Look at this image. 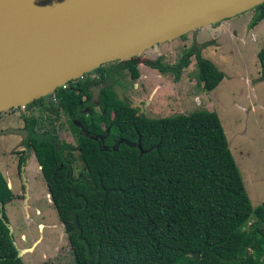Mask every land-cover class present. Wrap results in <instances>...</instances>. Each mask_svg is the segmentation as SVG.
I'll list each match as a JSON object with an SVG mask.
<instances>
[{
  "label": "trees",
  "instance_id": "obj_1",
  "mask_svg": "<svg viewBox=\"0 0 264 264\" xmlns=\"http://www.w3.org/2000/svg\"><path fill=\"white\" fill-rule=\"evenodd\" d=\"M253 10L250 28L264 19V2ZM206 44H192L177 66H166L161 58L144 63L178 75L195 55L198 81L210 91L224 73L197 50ZM257 58L264 79V46ZM116 62L50 98L54 120L60 107L83 122L81 128L70 123L78 132L76 156L53 127L39 131L37 118L22 114L24 143L40 167L75 263L264 264V201L252 206L215 111L149 118L104 86L101 110L87 117L80 113L97 74L104 79L127 67L138 77L136 57ZM27 105L46 108L44 97ZM75 159L83 169L71 176ZM12 197L0 171V264H25L4 211Z\"/></svg>",
  "mask_w": 264,
  "mask_h": 264
},
{
  "label": "rangeland",
  "instance_id": "obj_2",
  "mask_svg": "<svg viewBox=\"0 0 264 264\" xmlns=\"http://www.w3.org/2000/svg\"><path fill=\"white\" fill-rule=\"evenodd\" d=\"M254 14L255 11L250 9L157 44L138 55V59L161 58L166 66H177L185 53L192 49V44L207 43L197 50L224 73L223 79L210 91L198 81L195 55L188 58L178 75L171 71L160 72L137 59V78L131 76L127 67L117 69L111 76V82L119 88L124 99L142 107L149 118L187 114L200 109L215 111L253 207L264 201V79L259 78L257 58L264 46V19L250 28L248 24ZM116 64L115 61L109 62L104 67ZM91 75L94 71L89 78H93ZM105 84L98 83L90 88L93 97L86 105H92L96 112L101 110L96 104L102 99L99 90ZM54 114L49 115L35 107L31 109L32 116L38 121L43 120L38 122L36 129L43 131L53 127L60 141L73 145V155L76 156L75 136L78 132L73 131L72 121L66 113L59 110L55 121ZM24 125L18 108L0 113L1 173L7 179L13 178L14 184L15 177L18 183L16 165L22 154L29 159L25 162L24 173L36 184L30 185L23 203V193L15 184L12 192L17 196L4 204L14 241L18 249H24L39 238L34 250L22 255L25 264H76L34 153L23 146ZM72 164V175L77 176L83 169L82 163L75 159ZM35 207L41 210V215L35 213ZM38 221L44 225L41 231L36 227ZM22 233L27 237L21 238Z\"/></svg>",
  "mask_w": 264,
  "mask_h": 264
},
{
  "label": "water",
  "instance_id": "obj_3",
  "mask_svg": "<svg viewBox=\"0 0 264 264\" xmlns=\"http://www.w3.org/2000/svg\"><path fill=\"white\" fill-rule=\"evenodd\" d=\"M262 2L0 0V113ZM18 250L21 256L26 249Z\"/></svg>",
  "mask_w": 264,
  "mask_h": 264
},
{
  "label": "flooded vegetation",
  "instance_id": "obj_4",
  "mask_svg": "<svg viewBox=\"0 0 264 264\" xmlns=\"http://www.w3.org/2000/svg\"><path fill=\"white\" fill-rule=\"evenodd\" d=\"M114 62V61H113ZM116 62V61H115ZM104 65V64H103ZM86 76L87 75H84L83 77H80L79 79H83V80H85L86 79ZM92 76V75H91ZM93 77V76H92ZM78 80V79H77ZM96 80H99L98 82H92V84H89L88 85V87H89V91L91 92V87L93 86V85H95V84H98V83H106L109 87H111V88H113L115 91H116V93H117V95L120 97V98H124L123 96H122V93H121V91L119 90V88H117L112 82H111V75H109V76H107L106 78H104V79H102L101 78V75H96ZM69 83H71V82H69ZM68 83V84H69ZM103 85V87L104 86H107V85ZM68 88H69V86L67 85V87H66V89H64V90H68ZM102 88V87H101ZM100 88V89H101ZM99 92H100V90H99ZM52 95L51 94H49V95H47V96H45L44 97V101H45V104H46V108H43L41 111H44V113H47V114H52V111H51V109H48L50 106H51V104L52 103H50V98L52 99ZM92 97H93V94H92V92H91V98H90V100L92 99ZM55 100V98H53V100L52 101H54ZM130 103V102H129ZM79 104H81V102L79 103ZM131 104V106L132 107H134L137 111H136V114H142V115H144L145 116V113H144V110L142 109V107H140V106H138V105H135V104H133L132 102L130 103ZM96 106H99L100 107V109H101V105H100V101L96 104ZM32 108H34V106H30V105H26V107L24 108V109H19V111H20V114L22 115V114H26V115H31V109ZM36 108V107H35ZM57 110L59 111V110H62L63 111V109H61L60 107L59 108H57ZM87 110V112H85V114L83 113V111H86ZM80 111V113H82V114H84L86 117L87 116H89V115H91L94 111L96 112V110H94V107H92V105H83V107L79 110ZM64 112V111H63ZM65 113V112H64ZM66 116H67V118L70 120V121H72V123H79L80 125H79V127L81 128L82 127V124L81 123H83L82 121H80L79 119H77V118H75V117H71V116H69L68 114H65ZM23 116V115H22ZM43 121V120H42ZM42 121H39V122H42ZM52 121V120H51ZM55 121V120H54ZM48 123H51L50 121H48ZM25 128V127H24ZM24 138H25V136L23 137V146H24V148L25 149H27L26 148V145H25V143H24ZM72 145V144H71ZM77 147V146H76ZM74 149V147L72 148V150ZM78 149V148H77ZM21 156H24V155H22L21 154ZM27 161H29V159H28V157L27 156H25L24 157V160L23 161H20V157L18 158V160H17V165H16V167H17V174H18V176H19V182L17 183L16 182V179H15V177H14V181H15V184L17 185V187H18V189L20 190V191H22V193H23V201H22V203L25 201V197H26V194H28L29 192H28V190H29V188H31V186L32 185H36L34 182H32V180H29L28 179V177H27V175L24 173V166H25V162H27ZM73 164H71V166H72ZM72 170H73V168L71 169V171L69 172L70 173V175L72 176ZM17 176V177H18ZM78 176V175H77ZM6 178V180H7V183H9V187L11 188V190L13 189V187L15 186V184L13 183V178H11V179H7V177H5ZM10 181H11V183H10ZM30 181V182H29ZM46 184V183H45ZM31 185V186H30ZM30 186V187H29ZM17 196V194L16 193H14L13 192V197H12V199L14 198V197H16ZM48 196V195H47ZM11 199V200H12ZM10 200V201H11ZM50 202H52V200H50ZM34 210H35V213L36 214H38V215H41L42 213H41V210L38 208V207H35L34 208ZM8 218V217H7ZM60 224H61V226H62V228L65 230V228H64V226H63V224L60 222ZM36 227H37V229H39L40 231L41 230H43V228H44V225H42L41 226V223L38 221L37 223H36ZM61 233H62V231L60 230V233H59V236L61 235ZM64 234H66L67 235V232H66V230H65V233ZM27 237V235L25 234V238ZM24 238V237H23ZM56 247V246H55Z\"/></svg>",
  "mask_w": 264,
  "mask_h": 264
},
{
  "label": "crops",
  "instance_id": "obj_5",
  "mask_svg": "<svg viewBox=\"0 0 264 264\" xmlns=\"http://www.w3.org/2000/svg\"><path fill=\"white\" fill-rule=\"evenodd\" d=\"M23 237L25 238V234H24V233H22L21 238H23ZM38 240H39V238H37L35 241H33V243H32L28 248H24V249H26V250L24 251V253L32 252V250H34L35 243H36ZM15 243H16V242H15ZM24 253H22V255H23ZM43 254H45V253H43ZM22 255H21L20 257H22Z\"/></svg>",
  "mask_w": 264,
  "mask_h": 264
},
{
  "label": "built area",
  "instance_id": "obj_6",
  "mask_svg": "<svg viewBox=\"0 0 264 264\" xmlns=\"http://www.w3.org/2000/svg\"><path fill=\"white\" fill-rule=\"evenodd\" d=\"M67 85H68V83H65V84H62L60 87L56 88V89L51 93V95L53 96V98L55 97V94H56L57 89H63V90H64V89H66Z\"/></svg>",
  "mask_w": 264,
  "mask_h": 264
},
{
  "label": "clouds",
  "instance_id": "obj_7",
  "mask_svg": "<svg viewBox=\"0 0 264 264\" xmlns=\"http://www.w3.org/2000/svg\"><path fill=\"white\" fill-rule=\"evenodd\" d=\"M10 226V225H9Z\"/></svg>",
  "mask_w": 264,
  "mask_h": 264
}]
</instances>
